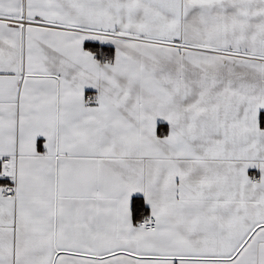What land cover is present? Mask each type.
Returning a JSON list of instances; mask_svg holds the SVG:
<instances>
[{"label":"snow or ice","instance_id":"obj_1","mask_svg":"<svg viewBox=\"0 0 264 264\" xmlns=\"http://www.w3.org/2000/svg\"><path fill=\"white\" fill-rule=\"evenodd\" d=\"M0 264H264V0H0Z\"/></svg>","mask_w":264,"mask_h":264}]
</instances>
